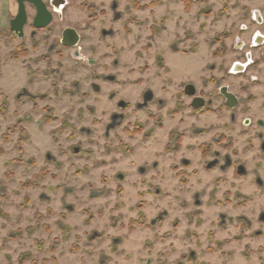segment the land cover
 <instances>
[{"label": "rangeland", "instance_id": "obj_1", "mask_svg": "<svg viewBox=\"0 0 264 264\" xmlns=\"http://www.w3.org/2000/svg\"><path fill=\"white\" fill-rule=\"evenodd\" d=\"M240 1L118 0L123 18L133 19L127 34L124 20L110 24L106 17L103 25L116 33L99 39L100 10L111 0H69L56 30L90 28L82 32L81 59L63 49L48 67L35 56L43 46L17 56L19 40L5 34L9 18L1 13L0 264H264V184L253 181L255 171L264 177V161L254 167L258 157L243 150L241 137L223 151L233 159L234 147L241 148L245 174L205 169L197 146L227 120L204 115L195 123L208 132L195 136L180 101L173 110L180 82L201 66L230 61L213 52ZM6 3L14 8L0 0ZM102 66L118 80L95 94L90 83ZM141 81L164 100L159 111L135 107ZM23 86L38 97L17 98ZM109 91L130 106L106 135L115 109ZM175 132L182 133L177 150ZM180 157L191 162L182 178L172 167Z\"/></svg>", "mask_w": 264, "mask_h": 264}, {"label": "flooded vegetation", "instance_id": "obj_2", "mask_svg": "<svg viewBox=\"0 0 264 264\" xmlns=\"http://www.w3.org/2000/svg\"><path fill=\"white\" fill-rule=\"evenodd\" d=\"M45 3L46 8L51 12L52 19L49 24L42 27L34 26V18L37 16L36 5L32 2L24 1V10L26 13V21L22 26L21 34L10 30V21L15 18L18 13V2L12 0L14 8L8 16V32L6 35H12L13 39L17 38L19 43L14 47V52L19 56L20 53L38 51L39 48H45L40 56L41 61H46L45 66L48 67L50 56L56 55L57 58L63 55V49L71 50V54L78 59L81 56L79 43L83 40V33L90 28L86 24L80 23L75 25L58 26L62 23L65 16V9L69 4V0H41ZM235 11L233 21L229 23L228 29L223 33V39L220 49L213 52V57H222L231 55V59L227 64L209 63L207 66H201L196 77H186V80L178 84L176 92V101L173 104V110H177V102L180 108H184L193 118L190 130L195 136L206 135L208 129L205 126H199L195 122L199 121L204 115H212L217 121L227 120L223 122L222 130H215L212 134L211 141L204 140L197 146L199 158L204 161L205 169L224 170L234 168L237 175L246 173V166L242 163L238 154L241 148L234 147L233 159L223 150L231 148L236 144V138H243L246 145L243 150H250L256 153L258 161L254 167H261L264 161V0H243ZM95 6V5H94ZM89 6V19L96 20V7ZM223 11L227 7H222ZM124 10L119 9L118 0H111L109 6L102 7L100 16H102V25L104 20L110 21V24L124 20L123 29L127 34V26L129 17L123 18ZM40 22V20H36ZM6 23V24H7ZM66 28H72L77 34V42L73 47H67L63 44V31ZM57 31V35L55 32ZM116 31L111 25L101 26L97 35L99 39L113 37ZM231 44L225 43L231 40ZM95 43L91 44L90 56L95 53ZM29 46V47H28ZM171 49L177 53V41L171 44ZM182 51V50H181ZM222 55V56H221ZM18 58V57H17ZM215 59V58H214ZM88 62L91 67L96 65V59L90 57ZM211 62V60H210ZM113 63L117 64V60ZM107 67L102 66V70L97 73L93 71L94 79L90 83L93 93L98 94L103 89L102 83H117V75L106 71ZM44 75L46 70L43 71ZM210 73V74H209ZM209 74V75H207ZM31 80V79H29ZM32 81V80H31ZM144 82H137L140 87L138 91V99L134 101L135 107L139 110L147 109L150 105H156L157 111L164 104L162 97L150 87H144ZM38 97V94L31 93L24 86L18 91L17 98L21 96ZM41 98H45L46 94L41 93ZM108 97L110 101H114L115 109L109 113V119L106 125V135L110 129L120 124L124 119L126 110L129 109V101L119 96L116 91H109ZM219 121V122H220ZM220 124V123H219ZM141 124L138 125L141 128ZM226 129V131L224 130ZM172 132V131H171ZM229 133V134H227ZM175 145L174 150L178 149L182 139V133H174ZM173 135V134H172ZM242 142V140H241ZM237 146V144H236ZM74 152L78 151V147L72 148ZM49 158L50 155L47 154ZM208 158V159H207ZM205 159V160H204ZM190 161L186 157H180L174 162L172 167L176 170V174L182 178ZM242 171V173H240ZM253 181L257 185L264 184V177L257 171L254 172ZM198 193H195L197 196ZM195 203H199V199H195ZM224 215H221V222L224 223ZM264 214L259 216L260 220H264Z\"/></svg>", "mask_w": 264, "mask_h": 264}, {"label": "water", "instance_id": "obj_3", "mask_svg": "<svg viewBox=\"0 0 264 264\" xmlns=\"http://www.w3.org/2000/svg\"><path fill=\"white\" fill-rule=\"evenodd\" d=\"M24 1L25 0H17L18 5H19L18 6V13L15 16V18H13L10 21V30L17 32L19 35L21 34L22 26L26 21V13L24 10ZM28 1L35 4L37 11H38L37 16L34 18V26L42 27V26H46L47 24H49L51 22L52 15H51V12L46 8L45 3H43L41 0H28ZM51 2L53 3V0ZM62 2L64 3V0H62ZM37 19L40 20V22H37L36 21ZM77 38L78 37H77V34H76L74 29H72V28L64 29L63 38H62V42L64 45H66L67 47L75 46V44L78 40ZM240 173H242V171H240Z\"/></svg>", "mask_w": 264, "mask_h": 264}, {"label": "crops", "instance_id": "obj_4", "mask_svg": "<svg viewBox=\"0 0 264 264\" xmlns=\"http://www.w3.org/2000/svg\"><path fill=\"white\" fill-rule=\"evenodd\" d=\"M11 11H12V9H11L10 3H6L5 7H2L0 4V15L3 12L4 16L6 15V21H7V17L9 15V13H11ZM4 25H6V23Z\"/></svg>", "mask_w": 264, "mask_h": 264}, {"label": "trees", "instance_id": "obj_5", "mask_svg": "<svg viewBox=\"0 0 264 264\" xmlns=\"http://www.w3.org/2000/svg\"><path fill=\"white\" fill-rule=\"evenodd\" d=\"M155 1L158 2V0H155ZM34 180H35V179H34ZM30 183H31L30 181H29V182L27 181L26 183H24V185H25V186H29Z\"/></svg>", "mask_w": 264, "mask_h": 264}]
</instances>
